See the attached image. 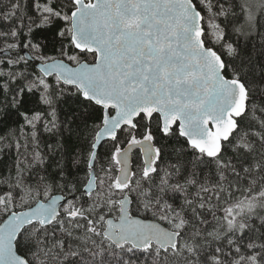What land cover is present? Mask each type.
<instances>
[{
	"label": "snow or ice",
	"instance_id": "obj_1",
	"mask_svg": "<svg viewBox=\"0 0 264 264\" xmlns=\"http://www.w3.org/2000/svg\"><path fill=\"white\" fill-rule=\"evenodd\" d=\"M0 264H264V0H0Z\"/></svg>",
	"mask_w": 264,
	"mask_h": 264
}]
</instances>
